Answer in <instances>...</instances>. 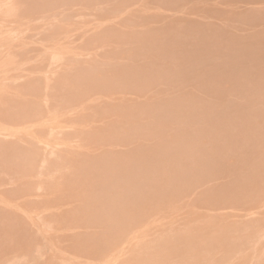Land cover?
Masks as SVG:
<instances>
[{
  "label": "bare ground",
  "instance_id": "6f19581e",
  "mask_svg": "<svg viewBox=\"0 0 264 264\" xmlns=\"http://www.w3.org/2000/svg\"><path fill=\"white\" fill-rule=\"evenodd\" d=\"M112 1L0 0V92L13 103L0 109L18 121L3 125L13 112L0 110V227L11 233L0 264H88L96 248L111 257L97 264H136L117 259L160 213L173 231H154L140 264H264V67L249 66L264 64V38L176 27L177 52L197 55L176 80L129 47L141 30L105 23ZM116 1L122 14L109 13H135L134 0ZM90 9L107 15L89 20ZM181 210L230 232L210 243Z\"/></svg>",
  "mask_w": 264,
  "mask_h": 264
},
{
  "label": "rangeland",
  "instance_id": "374dc122",
  "mask_svg": "<svg viewBox=\"0 0 264 264\" xmlns=\"http://www.w3.org/2000/svg\"><path fill=\"white\" fill-rule=\"evenodd\" d=\"M115 3H117L119 5L118 1H116V0H115V2L112 1L113 5H111V6H113V7L111 8V6H110V10L112 12H115V11L118 12V9L116 6L117 4L115 5L116 7H114ZM130 4L132 5V9L135 10V13L133 15L131 13H130L131 15L127 14V13L124 15H118V14H122L119 12L116 15L115 13H117V12L109 13L110 10L108 9L109 10V12L107 11L108 15L104 11L105 15L103 14L104 15L103 16V15H100V14L104 13L103 11H102V13H100L101 11H99V13H100L99 14L98 11L96 12L97 9L96 10L90 9V14H87V13H89L87 11L86 17L87 18L89 17L88 18L89 20L95 21V20H102L103 17H105L107 15L103 19V20H106L108 18L107 22L105 21L106 24H110V25L116 24L117 25V22H118V24H119V22H123L126 25L135 27L136 29H138V31L141 30L142 33L140 35H138V36L131 35L136 40L129 47L135 53H137V56H141V55L142 56H144V55L151 56V58L154 59L152 61H157V64L163 63V64H161L162 66L160 67V69H162V68L167 69V68L173 67L174 71L177 75L176 80L178 78H180L177 74V71H179V70H182L183 71L182 73L187 72L188 76L190 75L189 71H191L192 68L189 65L190 64L189 61L191 59H195V57L197 56V55L195 56L193 54V55H190L189 57H185V56H183L177 52L181 48L182 44L185 43V40L183 39L182 36L175 37L172 34L174 32V30L176 29V27H179L178 32H180L181 35L183 33H189L190 32V36L192 33H197L199 31L205 32L208 28H210V29H212L213 32H218L220 34L222 33V34L228 35L229 40H232L236 44L246 42V41L252 39L253 37H255L256 34L258 36H262L264 38V10H257V11L255 10V12H253L254 11L253 10L250 13H248V11H247V10L253 9V8H261V7L264 8V0H155V1H153V0H148V1L147 0H134ZM114 8H115V10H114ZM91 10H92V12H91ZM186 12H187V14H186ZM243 12H244V14L242 16H236L237 13H243ZM84 14H85V11H84ZM83 16L79 20L85 19L84 21H86L87 18H84ZM90 17H92V19ZM76 20H78V19H76ZM81 21H83V20H81ZM146 23H151V24H147V25H151L150 27L152 29L150 31L149 30L147 31V28H144V26H147V25H144ZM154 27H155V29H154ZM143 31H145V33ZM146 32H147V34H146ZM114 40L115 39H113V41ZM234 43H233V45H234ZM111 44H112V42H111ZM113 44H114V42H113ZM125 48L127 49L128 45H126ZM166 54L174 56V62H172V63L168 62L169 59H168ZM16 58H18V59H16ZM16 58L15 59L17 60V63H18L16 65L18 67L14 64L13 65L16 66L15 68L20 69V67H22L21 66L22 64H20L19 61L22 58L20 57V59H19V56ZM177 59H179V60H177ZM145 61L149 62L151 60H145ZM191 61H193V60H191ZM8 64H9L8 62H4L5 66L3 69L6 68L8 70V68L10 67L9 70H11L14 68V66L12 64H9V65ZM249 64L250 63H248L247 66ZM249 66L252 68H255V69L262 68V70H263L264 64L262 65V67H261V65H258V66L249 65ZM15 68L12 70V72L9 71V74L13 78L16 79V80L13 79V81L15 80L14 82L17 83L20 80V78L16 76L17 72H18V74H20V72H24V71H22V70L17 71L18 69H15ZM235 71L237 72L236 69H235ZM22 80H24V79H22ZM186 80H188V78H186ZM199 80H202V79L200 78ZM10 81H8V83L11 84L12 79ZM179 82H182V81H179ZM198 85L200 86L201 84L198 83ZM221 87H222V90L224 91L223 97L228 98L227 92L232 86H230V83H226V84L223 83ZM185 89H186V92H190L194 88L189 86ZM0 94H1L0 97L3 100L2 101L0 99L1 105L7 107L10 104L9 98L6 97L8 100L6 99L7 101L5 102V100H4L5 98L2 96H6V95L2 94L1 92H0ZM10 99H11V97H10ZM4 102H5V104H4ZM8 102H9V104L7 105L6 103H8ZM1 105H0V107L2 108ZM12 105H13V103L11 104V106ZM6 107H4V108H6ZM10 107H9V110L11 109ZM4 108H3V110H4ZM13 108L14 107H12L11 110H13ZM6 109H8V108H6ZM0 110L3 111L2 109H0ZM11 110L10 111L4 110V111L7 112L8 114H9V112L12 113L13 111H15V109L13 111H11ZM11 113H10V115H12ZM15 113H17V112L15 111ZM1 114H0V117L5 115L6 113L3 114L1 112ZM13 115H14V112H13ZM13 115L10 117L8 115V117H9L8 120L10 121L9 124H7V121L3 122V121H5L3 119H0V121L2 120L0 123H2V122L6 123V124H3V123L2 124L7 126L10 129H12V130H14L16 127L11 126L12 125L11 122H14V124H15V121L13 120L15 118V115L14 116ZM5 118H6V116H5ZM15 120H16V118H15ZM16 122H18V121L16 120ZM119 133H122V132H119ZM4 171H3V174H4L3 179L7 178L5 176H8V175H6L7 170H6V172H4ZM1 175L2 174H0V176ZM1 178H2V176H1ZM1 178H0V180H1ZM194 180H195L194 177H189L188 185L191 184ZM0 196H1V194H0ZM2 197H3V195H2ZM183 211L184 210H181L175 214H177V216H180V218L181 217H187L185 219V222L187 223V225H192V227H194L196 229L205 230V232L208 233V237H210L209 238L210 243H217V241H221L223 238L227 237V234L230 232L229 229H230L231 225L229 222H221L220 221L217 225L215 223L216 221L208 219L207 216H206V218L204 216H202L201 210H200V213H195L194 211L189 210L186 214L180 215ZM184 212H186V211H184ZM195 214H199V215H195ZM158 220L159 221L156 220V221H154L148 225H145L143 228H141L138 232L139 239L134 240L132 242V244L129 245V247L127 249L128 252L123 253V255L121 254L119 256V258L117 259V261L129 260V261H133V263L140 264L139 257L137 255V253L139 251L143 250L144 242L151 239L152 236H150V235H153L154 231L155 232L157 231L158 235L161 237L170 236V234L173 230L170 228V225L167 224V219L165 218L163 213H160V218ZM1 230H2V228L0 227V234L3 233L4 236L2 237V235H3L2 234V235H0V238H4L7 235H9V233H10L7 230H5V231H3V230L1 231ZM183 231L186 234H183V235L176 237V238H180L181 241L185 245H187L188 247H189V243H191L190 247L193 249V245H192L193 239L191 238L192 236L186 230H183ZM221 231L224 232L225 234H223ZM5 234H7V235L5 236ZM176 238H173V239H176ZM206 241H208V240H206ZM88 245L92 249L96 248L93 241H91V240H89L87 246ZM96 250H97V256H94L93 259H97V260L102 259L100 262L106 261L105 263H108L109 260L111 259V257L106 258L103 255H101L100 253H98L99 248H96ZM93 259H86V261L88 262V264L100 263L99 261H96ZM145 260L146 259H144L143 262H145ZM112 264H115V263L113 262Z\"/></svg>",
  "mask_w": 264,
  "mask_h": 264
}]
</instances>
